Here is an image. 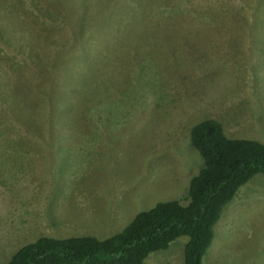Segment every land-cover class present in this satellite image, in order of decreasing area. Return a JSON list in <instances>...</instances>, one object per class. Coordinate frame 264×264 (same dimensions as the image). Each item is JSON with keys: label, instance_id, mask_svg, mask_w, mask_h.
<instances>
[{"label": "rangeland", "instance_id": "obj_1", "mask_svg": "<svg viewBox=\"0 0 264 264\" xmlns=\"http://www.w3.org/2000/svg\"><path fill=\"white\" fill-rule=\"evenodd\" d=\"M204 119L264 142V0H0V264L41 236L104 239L186 204ZM187 242L145 264H184ZM203 263L264 264V175Z\"/></svg>", "mask_w": 264, "mask_h": 264}, {"label": "trees", "instance_id": "obj_2", "mask_svg": "<svg viewBox=\"0 0 264 264\" xmlns=\"http://www.w3.org/2000/svg\"><path fill=\"white\" fill-rule=\"evenodd\" d=\"M190 141L203 167L190 180L186 204L159 202L104 239L41 236L21 246L5 264H145L150 254L181 237H188L184 264H204L225 207L242 186L264 175V142L230 138L215 119L196 123Z\"/></svg>", "mask_w": 264, "mask_h": 264}, {"label": "bare ground", "instance_id": "obj_3", "mask_svg": "<svg viewBox=\"0 0 264 264\" xmlns=\"http://www.w3.org/2000/svg\"><path fill=\"white\" fill-rule=\"evenodd\" d=\"M53 110V109H52Z\"/></svg>", "mask_w": 264, "mask_h": 264}]
</instances>
